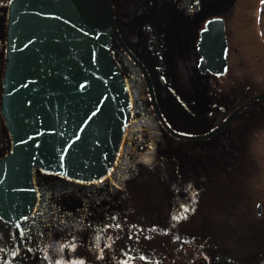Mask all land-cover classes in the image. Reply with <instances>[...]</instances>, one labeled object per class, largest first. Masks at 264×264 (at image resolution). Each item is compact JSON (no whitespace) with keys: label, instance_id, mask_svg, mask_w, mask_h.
<instances>
[{"label":"rangeland","instance_id":"rangeland-1","mask_svg":"<svg viewBox=\"0 0 264 264\" xmlns=\"http://www.w3.org/2000/svg\"><path fill=\"white\" fill-rule=\"evenodd\" d=\"M112 1L118 14L122 12L123 15L127 14V20L133 24L139 8L145 0ZM170 1L161 4L160 14L163 24L172 27V31L169 33L171 38L170 53H173L174 66L177 68V74L172 77V81H177L175 93L178 94V100L185 104V102H189L188 97H196L199 101H204L213 112L226 101L234 102L240 99V94L236 95L239 87L237 88L234 81L228 83L227 89L221 87L222 78L220 77H212L210 84L206 85L202 82L198 87L194 81L198 78L194 77L192 73L190 75L191 82L189 81L186 71L187 64L194 63L191 58L190 60L188 58L189 54H192V44L189 31L186 33L185 28L182 29V27L192 24L202 25L213 16L222 17L224 24H227L232 32L233 40L238 38L239 41L244 42L242 56L247 57L250 53L248 48L252 47V44H257L256 39L264 37V17L258 19L257 23L253 18L256 0H195L194 5L190 6L186 3V11L176 8L171 10ZM164 6L167 7V10ZM5 21L6 18L3 20L4 25L1 24L2 36L5 34ZM253 27H255L254 31ZM116 51L112 52L113 59L120 68L121 65L125 67L124 52L122 53L119 49ZM232 58L235 59L234 56ZM194 59L196 60L195 55L192 60ZM242 62L243 78H239V84H244H242L243 98L264 95V65H261L257 71V79L252 80L251 77L248 81L246 74H251V72H247L251 65L249 61ZM258 64L259 62L256 61L255 65ZM1 65L0 61V70ZM234 79L237 80L236 77ZM174 85L175 83L172 85L173 90ZM253 105L263 108L264 100L253 101ZM183 111L181 113L184 114ZM203 114L205 113L203 112ZM218 119L212 118V122ZM173 122L177 124V120H173ZM180 123L179 121L178 124ZM168 126L177 133L189 135V132L186 131L188 128L182 130L178 126L174 128L170 124ZM160 131L161 135L157 133L148 137L135 135L134 138L127 141L124 139L114 167L105 178L96 181V183H79L35 169L34 174L40 171L42 173H39L40 177L53 182L47 187L46 192L44 189L42 192V196L47 199L46 206L45 203L40 202L37 210L22 223L20 229L8 230L5 226L0 225L1 243L10 245L8 254L20 255V252L24 253L29 249L30 255L36 256L40 250H43L39 262L55 264L58 258H55L54 255L58 251L50 248L44 250L41 247L45 234H48L51 228L52 232L49 233V238L51 239L52 236V240L47 239L48 245L75 251L80 239H84L88 244L87 248L84 245L86 252L92 254L89 260L95 264H108L112 260L121 259L123 253L129 250H131V264H141V262L147 261L156 263L161 257V250L166 253V255L163 254L165 256L162 260L164 264H167L173 260L176 244L179 245L176 252L178 253L177 261L183 260L182 253L184 252H187L184 256L196 252V258L201 256V253L207 255L212 248L215 252L217 251V255L226 257L227 254L232 258H237L240 255L238 250L241 248L249 251L250 247L256 244L252 233L262 232L260 229L262 227L255 225L260 230L254 232L252 229L255 227L252 225L254 221L243 215V212H247L243 211L247 206L238 205V201L235 200L242 194L240 193V184L242 182L250 183L253 173L246 174L236 171L228 179L229 172L224 167L222 154L214 152L211 155L206 153L200 155L195 151H203L205 149L203 145L192 146L188 142L171 137L163 130ZM243 143L245 155L248 154L252 160L250 164H254L255 161L258 164H263L264 128L258 134L245 137ZM160 148L168 150V153H164L167 155V160L164 163L166 168L169 167L172 171L175 168L178 170L164 171L163 162H160L156 165L159 169L158 172L152 175L147 174L145 171L153 163L155 151ZM10 149L9 135L0 117V159ZM151 149L153 151L150 152ZM179 149L190 150L191 153H177ZM148 157L151 158V162H146ZM178 165L179 167H176ZM249 169L252 168L249 167ZM183 176L186 184H182ZM260 180L264 182V172L260 173ZM34 184L37 187L39 183L34 180ZM180 192L183 195H180L182 202L178 203L175 196H178ZM93 205L98 206V220L100 221L98 223L99 235L97 236L101 235V221L106 228L112 224L110 242L107 244L104 239L91 237L89 232L94 227H89L82 234L81 227L73 223V217L77 216L79 212L86 216ZM43 214H45L44 219L46 220L43 219L40 222ZM79 220L83 223L84 218ZM43 225H47V232L44 231L46 228H43ZM6 230L8 231L6 232ZM75 239L77 242L74 241ZM119 246H121L120 249L116 248ZM220 249H226V253ZM12 256L7 257L6 255L0 260L5 259L4 261L11 263ZM142 257L144 259H141ZM64 258L72 259L71 257Z\"/></svg>","mask_w":264,"mask_h":264},{"label":"water","instance_id":"water-1","mask_svg":"<svg viewBox=\"0 0 264 264\" xmlns=\"http://www.w3.org/2000/svg\"><path fill=\"white\" fill-rule=\"evenodd\" d=\"M111 32L140 68L160 116L146 71L117 35L110 0H11L0 102L11 140V152L0 160L3 220L14 225L32 213L33 169L90 183L112 168L129 97L110 55ZM197 47L198 70L223 75L227 45L221 18L206 21ZM257 99L264 95L250 98ZM236 113L203 137L176 134L160 118L175 137L205 139Z\"/></svg>","mask_w":264,"mask_h":264},{"label":"flooded vegetation","instance_id":"flooded-vegetation-1","mask_svg":"<svg viewBox=\"0 0 264 264\" xmlns=\"http://www.w3.org/2000/svg\"><path fill=\"white\" fill-rule=\"evenodd\" d=\"M112 1V0H111ZM168 0H145L141 7L138 10L136 15V19L133 24L129 23L127 20V14L123 15L116 11L114 3L112 1V12L114 16V22L116 26V30L128 46L130 51L135 55V57L140 61L142 66L145 68L153 88L155 100L158 106V109L162 115V118L167 124H170L173 128L178 126L182 130H187L189 135L201 137L206 134L212 132L216 129L220 124L224 123L230 115H232L235 111H237L236 115L213 137L206 139H194L190 141L181 140L184 142H188L192 146L197 144L203 145L205 149L203 151H198L195 153L198 154H209L211 155L214 152H219L224 156V167L229 172L228 179L233 172H245L248 174L252 172V179L250 183L242 182L240 185V193L241 195L236 197L235 201H238V205H246L243 209V215L249 218H252L253 224L261 226L262 232L252 233L254 235V239L256 244L253 247H250V250L246 251L244 248L238 250V254H240L237 258H232L231 256L223 257V255H217L215 250H210V252L206 255L201 253V256L195 258V253H188V256H184L187 252L182 253V261L178 260L177 249L179 248L178 244L175 245L176 251L173 255V260L171 262H167V264H264V182L260 180V173L264 172V163L258 164L256 161L254 164L251 163L250 156L243 150V140L245 137L250 135L258 134L264 128V107L260 108L253 105L252 100L249 101L250 97L243 98L242 96V84H239V78H243L241 67L243 66V62H250L251 67L247 72H251V74H246L248 76L247 80L249 81L252 77V80H256V73L260 69L261 65H264V37L260 39H256L258 42L256 45L252 44V47H249L248 50L250 53L247 57L242 56V44L244 42L239 41L238 38L233 40L232 32L227 24H224L223 20V31L226 39L227 50H226V71L222 76L212 75L210 72L202 73L198 71L197 65L200 60V55L197 51V41L199 39V32L204 28L205 24H192L191 26L183 25L182 29L185 28L186 33L189 31L191 44H192V54H189V60L194 62L193 64H187L186 74L189 75V81L191 82L192 73L194 77L198 78L194 79L196 86H201V83L204 82L206 85L212 81V77H220L221 79V87L227 89L228 83L235 82L237 84V93L240 94V99L235 100L234 102L222 103L217 110L212 112L211 108L204 102L199 101L198 98H190L188 97L189 102L185 104L178 100V94L175 93L177 90V81H172V77L177 74V68L174 66L173 62V53H170V42L171 38L169 33L172 31V27L168 24H163L162 16L160 12V6L163 3H166ZM195 0H171L170 1V9L176 8L181 11H186V3L191 6V4H195ZM144 4V5H143ZM193 4V5H194ZM167 10V7L164 6ZM10 3L9 0H0V61H1V70H0V81L3 72V51H4V35L2 36V28L1 24H3V20L6 18V24L8 22ZM254 14L253 18L257 23L258 19L264 17V0H256L254 5ZM217 17V16H215ZM211 18V17H210ZM222 18V17H220ZM223 19V18H222ZM4 25V24H3ZM200 25V26H198ZM255 27H253V31ZM255 40V41H256ZM254 41V39H252ZM119 47L116 45L114 38H112L111 42V51L114 52ZM256 49V51H255ZM233 53V54H232ZM118 52L116 51V55ZM125 55V54H124ZM192 55V57H191ZM193 55L196 56V60H192ZM235 57L233 59L232 57ZM129 62H125V67L121 65V70L123 77L126 82L129 98H130V116L129 121L123 136V140L132 139L136 136L145 137L154 136L157 133L161 135L160 130H164L162 124L160 123L158 117L155 115V112L151 106L149 93L147 89L144 87L145 84L143 82L142 76L138 68L129 60V58L125 55ZM260 58H262L260 60ZM232 59L231 61H229ZM259 62L258 65H255V62ZM194 64L195 68H194ZM237 78L234 79V77ZM242 82V81H240ZM174 85V90L172 89V85ZM244 85V84H243ZM176 88V90H175ZM178 92V91H177ZM176 100V101H175ZM186 105V106H185ZM203 107V108H200ZM184 110V111H183ZM211 110V112H208ZM181 111L184 112L181 113ZM202 111V112H201ZM201 112V113H200ZM203 112L205 114H203ZM207 112V113H206ZM213 119L219 118L217 121L212 122ZM173 120H177V124L173 122ZM181 122L178 124L179 121ZM123 140L121 144V148L123 145ZM178 140V139H177ZM180 140V139H179ZM143 141V140H142ZM121 148L119 150V154L121 152ZM155 149V148H154ZM147 150V149H146ZM148 151V150H147ZM153 151L152 149L150 152ZM127 152L129 150L127 149ZM178 152H187L191 153L190 150H182L179 149ZM164 153H168V150L165 148H160L155 151L154 159L152 160V164L147 171V174H154L159 171L156 166L157 163L163 162L164 171L171 170V168H166L165 162L167 160V155ZM176 153V155H177ZM194 153V154H195ZM151 156V155H149ZM119 155H117L115 162L117 161ZM179 157V156H178ZM146 162H151V158L148 157ZM179 164V163H178ZM176 167H179L176 166ZM252 168V169H249ZM177 168L174 170L176 171ZM241 169V170H240ZM173 170V171H174ZM178 170V169H177ZM172 171V172H173ZM40 173V171H39ZM39 173H35L33 175V181H38V186L36 188L37 191V204L36 208L33 211L37 210L39 207V203H45L44 199L46 197L42 196L43 189L46 192L48 186H50L53 182L46 180L39 176ZM145 173V175H146ZM42 174V173H40ZM47 175V174H46ZM184 177V176H183ZM262 177V175H261ZM98 182V181H97ZM92 183H96L92 182ZM87 184V183H85ZM182 184L185 183V177L182 180ZM183 189V188H182ZM184 191V189H183ZM182 192L176 195V201L181 203ZM185 198V197H183ZM186 199V198H185ZM47 201V200H46ZM92 209L89 210L86 216H83L80 212L77 216L73 217V223L77 226L81 227V232L84 234V231L89 227H94L90 230L89 234L91 237H97L100 240L104 239V242L107 244L110 242L111 231L110 227H104L102 225L103 221L100 223V236L98 231V206L93 205ZM104 213V212H103ZM102 213V214H103ZM32 214V215H33ZM101 214V215H102ZM110 216V215H106ZM105 216V217H106ZM45 218V214L42 215L41 220ZM84 218V220H83ZM79 219L83 220V223L80 222ZM46 219H44L45 221ZM26 221V220H25ZM23 221V222H25ZM12 224L6 220L0 219V225L5 226L8 230H17L20 229L22 223ZM106 226V225H105ZM44 231L47 232V225H43ZM259 228V227H258ZM256 228V226L252 229L254 232L256 230H260ZM6 230V232L8 231ZM12 232V231H10ZM52 232V228L48 231V234H45L42 242V249L47 250L48 248L57 250L54 256L58 258L57 262H61V264H72L73 261H83L84 264H95L91 259L92 254L86 252L85 250L88 247V244L84 239H80V244L75 247V251L67 252L65 249L56 248L48 245L47 239L49 238V233ZM81 234V235H82ZM248 235V234H247ZM246 235V236H247ZM78 237V234H77ZM107 237V239H105ZM52 240V236L51 239ZM86 246V248L84 247ZM9 244H3L0 240V259L7 255L10 257L12 255L8 254L10 252ZM121 246L116 247L120 249ZM144 249V246H142ZM229 249V248H228ZM222 252L226 253V249H220ZM30 250L27 249L26 252H20L15 256H12V262L4 261L5 259L0 260V264H43L39 262V257L43 253V250H40L36 256L30 255ZM166 252V251H165ZM168 252V251H167ZM207 252V251H206ZM205 252V253H206ZM249 252V254H248ZM161 257L155 263L153 261H147L141 264H164L162 258L166 255L164 250L160 251ZM214 255H211V254ZM224 253V254H225ZM247 253V254H246ZM89 254V255H87ZM165 254V255H163ZM184 256V257H183ZM64 257H71V260H67ZM123 261H127V264H131V250L124 252L123 257L118 260H112L108 264H122Z\"/></svg>","mask_w":264,"mask_h":264},{"label":"snow or ice","instance_id":"snow-or-ice-1","mask_svg":"<svg viewBox=\"0 0 264 264\" xmlns=\"http://www.w3.org/2000/svg\"><path fill=\"white\" fill-rule=\"evenodd\" d=\"M9 3H11V0H9ZM26 47H27V45H26ZM81 87H84V85H81ZM93 115H95V113H93ZM0 219H2V218H0ZM25 219H27V218H25ZM116 226L119 227V225H116ZM73 247H75V246L73 245ZM13 255L15 256L16 253H13ZM141 259H144V258L142 257ZM57 264H61V262H57ZM72 264H84V262L83 261H73ZM122 264H127V261H123Z\"/></svg>","mask_w":264,"mask_h":264},{"label":"bare ground","instance_id":"bare-ground-1","mask_svg":"<svg viewBox=\"0 0 264 264\" xmlns=\"http://www.w3.org/2000/svg\"><path fill=\"white\" fill-rule=\"evenodd\" d=\"M37 193V191H36ZM47 199H44V201L46 202ZM46 206V205H45ZM31 215H29L28 217H30ZM75 242H77V239L74 240ZM77 244V243H76ZM80 244V243H79ZM62 249V248H61ZM67 252H71V250L67 249V248H64Z\"/></svg>","mask_w":264,"mask_h":264}]
</instances>
